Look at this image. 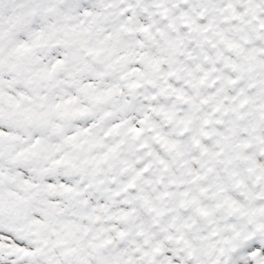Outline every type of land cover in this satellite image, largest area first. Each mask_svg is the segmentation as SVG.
<instances>
[{
	"label": "snow or ice",
	"instance_id": "snow-or-ice-1",
	"mask_svg": "<svg viewBox=\"0 0 264 264\" xmlns=\"http://www.w3.org/2000/svg\"><path fill=\"white\" fill-rule=\"evenodd\" d=\"M0 264H264V0H0Z\"/></svg>",
	"mask_w": 264,
	"mask_h": 264
}]
</instances>
